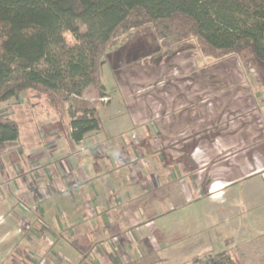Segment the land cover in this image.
Instances as JSON below:
<instances>
[{
	"label": "rangeland",
	"instance_id": "obj_1",
	"mask_svg": "<svg viewBox=\"0 0 264 264\" xmlns=\"http://www.w3.org/2000/svg\"><path fill=\"white\" fill-rule=\"evenodd\" d=\"M100 78L106 97L89 88L79 99L98 108L102 130L82 143L71 140L63 110L55 112L34 91L0 105L19 127L15 146L0 153V264H187L196 257L205 264L223 250L236 264H264V61L249 48L214 58L190 38L163 43L146 24L107 51ZM160 108H172L178 125L170 116L167 139L145 143L141 137ZM190 118L197 130L186 124ZM193 131L219 136L179 144ZM131 136V145H122L121 137ZM95 153L99 163L90 157ZM86 169L93 177L85 178ZM232 169L220 194L218 181ZM193 174L206 179L201 187ZM52 178L68 181L72 196L89 185L98 202L100 185L109 184L118 218L110 213L113 224L100 226L85 210L75 233L54 239L40 211L45 221L51 211L59 219L65 213L70 224L75 216ZM124 190L138 201L123 202ZM132 212L139 214L137 227L123 222Z\"/></svg>",
	"mask_w": 264,
	"mask_h": 264
},
{
	"label": "trees",
	"instance_id": "obj_2",
	"mask_svg": "<svg viewBox=\"0 0 264 264\" xmlns=\"http://www.w3.org/2000/svg\"><path fill=\"white\" fill-rule=\"evenodd\" d=\"M146 24L163 43L190 38L214 58L249 48L264 61V0H0V105L34 91L63 110L74 143L99 133L98 108L79 98L89 88L106 97L107 51ZM18 137L16 119L0 110V153ZM205 264L236 263L223 250Z\"/></svg>",
	"mask_w": 264,
	"mask_h": 264
},
{
	"label": "crops",
	"instance_id": "obj_3",
	"mask_svg": "<svg viewBox=\"0 0 264 264\" xmlns=\"http://www.w3.org/2000/svg\"><path fill=\"white\" fill-rule=\"evenodd\" d=\"M156 113H158L159 115L158 116H156V117H159V120H157L156 121V117L154 118V121L155 122H153V121H150V130L149 131H146L145 129V136L144 137H141V139H143L144 140V142L146 143V140H147V138L149 139V140H151V139H154V138H156V137H159L160 136V138L161 139H167V136H166V134H164V130H167L169 127H171L173 124H172V121H171V119H170V113L172 114V108H171V111L168 109V108H160L159 110H155V114ZM172 117V116H171ZM182 117V116H181ZM173 118V120H174V122L176 123L175 125H178L177 123L179 122L178 121V117L177 116H174V117H172ZM198 118V117H197ZM182 119H183V117H182ZM187 119H189V118H187ZM191 121H192V123L195 125V127H194V125H193V127L191 128L192 130H197V129H194V128H197V125H198V121H196L195 120V122L193 121V120H191V118H190V120H188L187 122H186V124L189 122V123H191ZM171 123V124H170ZM188 123V124H189ZM189 125H191V124H189ZM141 128H143L142 126L141 127H139V134L140 135H142V131H141ZM177 128H180L181 130L184 128V125H182L181 127H178L177 126ZM176 128V129H177ZM170 129V128H169ZM188 135L190 136V137H188L186 140H183V141H181L179 144H186L187 142L188 143H193V144H199V142L201 141V138H203V139H207V140H209L208 141V143H210L211 142V140H215L219 135H217V134H215V133H211L210 134V132H208V133H202V132H199V131H193V132H191V133H188ZM192 135V136H191ZM203 136H206V137H212L211 139H209V138H206V137H203ZM128 137V136H127ZM127 137L125 138V137H121V140H122V145H131L130 144V142H132V139H134L135 137L134 136H131V138L129 139H127ZM223 138H226V136H224L223 135ZM79 143H82V141L81 142H79ZM99 152V151H98ZM100 153V152H99ZM98 153V155L99 156H103L101 153L99 154ZM91 158H96L95 160H94V163H99V161H97V159H98V157H97V155H96V153L95 154H93V156H90ZM188 159L190 160V161H192V165H194V166H197V165H195L196 163H197V156L195 155V153L194 152H191L190 154H189V156H188ZM212 159V158H211ZM225 159H227L226 157H225ZM207 165V164H206ZM194 166H192L193 167V171H194ZM92 167V166H91ZM177 168V171H179L180 172V174L182 175V173H183V168L181 169V168H179V167H176ZM204 169H206V168H204ZM242 169V166L240 165V168H239V170H241ZM92 170H94V168H92ZM95 171V170H94ZM94 171H93V173H90L89 174V172L90 171H88V169H86L85 171H84V176H85V178L87 179L88 177H93L92 175H94L95 173H94ZM207 171V170H206ZM232 171H233V169L232 170H230V172L228 173V171L224 174V176H225V178L223 179V180H219L218 182L220 183V187L219 188H221L219 191V193L221 194L222 193V191L226 188V187H228L229 185L228 184H230L231 183V180H227V178L229 177V176H232ZM195 172V171H194ZM198 172V170L195 172V173H197ZM260 172V171H259ZM258 172V173H259ZM97 173H100V171L98 170L97 171ZM260 173H264V170L262 171V172H260ZM58 177L59 178H63L64 176H62V175H60V174H58ZM193 177H194V180L196 181L195 183H196V187H201V185H203V183L205 182V180L206 179H204L203 180V178L202 177H198L196 174H193ZM53 179V178H52ZM54 180L59 184V186L61 187V188H59L60 189V191H64V198L66 199V203H68V207L69 208H71V209H74V216H75V220H73V224H70V223H68V219H67V215L64 213H62V218L61 219H59V217H58V215H57V212H55V215H54V211H51V213L49 214L48 213V221H45V217L43 216V212L42 211H40V214H41V216H38V217H41V219H43V222L42 223H44V224H46L47 226H48V228H50L51 229V231H50V236H52L54 239H57V237H59V235H61V232H67L68 234L70 233H72V231L75 233L76 232V230H78L77 229V227L76 226H78V224H80V225H83L84 224V222H85V219L84 218H86V213H85V210H88V213L90 214V216H92V217H95V218H98L99 220H100V224L99 223H97V222H95V224H99L100 226H102V225H104V226H107V225H110V224H113V220H112V218H111V214L110 213H112V215H116L115 216V219H117L118 218V215L114 212V208L113 207H110L109 205H110V203H111V201L109 200V197H108V193L110 192V191H112V187H110V185L108 184H106L105 186H101L100 185V200H101V202H98V200H96V197H95V195H93V190H91V188L89 187V185H86L85 187H83V188H75L76 189V191H74L75 192V196H72V194L70 193L69 194V192H70V190L72 189L71 187H69V183H68V181H67V183H62V185H61V183H60V181L59 180H57V179H53L51 182L54 184ZM63 180H64V178H63ZM217 182V181H216ZM217 182V183H218ZM14 184H17L16 182H13ZM72 183L74 184V182H73V180H72ZM158 184H161V181H160V179H159V183ZM212 184H214V182H212ZM211 184V185H212ZM62 186H63V189H62ZM90 186H91V184H90ZM53 187H54V185H53ZM208 187V186H207ZM18 190H20V186L19 187H16ZM205 188H206V185H205V187H203V190H205ZM209 188H210V186L208 187V191H211V193H212V191H214V190H209ZM218 189V188H217ZM193 190H196V189H194L193 188ZM55 192V195L56 194H58V191L59 190H54ZM205 192V191H204ZM123 194L124 195H126V196H124L125 198H123ZM219 194V195H220ZM205 195H206V193H205ZM212 196H214V195H212ZM212 196H211V198H212ZM131 197H132V193H128V191H126V190H124L123 191V193H122V199H123V202L124 201H130V200H133V197H132V199H131ZM133 201H138V198H135ZM112 206V205H111ZM47 208V207H46ZM116 209V208H115ZM110 210H111V212H110ZM147 210H148V208H147ZM89 216V215H88ZM126 217L125 218H123L122 217V219L123 220H129V221H131V223H132V225L133 226H138V223L136 222V219L135 218H137V217H139V214L137 213V212H135V213H130V214H126L125 215ZM77 217V218H76ZM135 217V218H134ZM126 220L125 221H123V222H126ZM75 223V224H74ZM123 224V223H122ZM121 223H120V226L122 225ZM73 225V226H72ZM86 225V224H85ZM57 226H59V229L57 230ZM74 227H76V229L74 228ZM123 229H124V227H122ZM122 228H120L122 231H123V229ZM139 233V231H138V228H136V232L135 231H133V234H131L132 235V237H133V239L136 237V235ZM65 235V234H64ZM75 235V234H74ZM63 239V240H62ZM62 241L65 243V244H67L68 245V242L66 241L67 240V238H63L62 237ZM64 246V245H63ZM68 247H69V245H68ZM71 248V247H70ZM143 249V248H142ZM143 252H144V249H143ZM142 256H145L144 254H142ZM150 262H152V263H154L153 261H149L148 263H150Z\"/></svg>",
	"mask_w": 264,
	"mask_h": 264
}]
</instances>
